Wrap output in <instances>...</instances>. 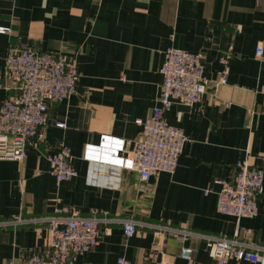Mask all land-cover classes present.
<instances>
[{"label": "crops", "instance_id": "crops-1", "mask_svg": "<svg viewBox=\"0 0 264 264\" xmlns=\"http://www.w3.org/2000/svg\"><path fill=\"white\" fill-rule=\"evenodd\" d=\"M0 28L9 30L0 34V79L8 48L22 44L66 57L78 75L25 158L0 160V223L70 212L115 220L100 225L98 244L73 264H115L119 257L130 264H215L202 239L181 242L155 235L150 225L228 239L237 233L236 240L264 247V0H0ZM170 47L200 55L209 84L197 104H173L162 115L185 139L173 174L141 183L122 171L118 190L88 186L85 147L112 139L124 143L119 156L128 154L140 139L136 122L156 104ZM224 67L226 82L215 86ZM6 96L0 91V105ZM60 146L76 176L56 184L46 156ZM245 160L261 170L263 195L256 217L236 221L217 213L215 182L232 181ZM120 220L142 226L127 238ZM49 245L45 222L0 227V264L47 256ZM182 246L191 250L187 260L179 257Z\"/></svg>", "mask_w": 264, "mask_h": 264}, {"label": "built area", "instance_id": "built-area-1", "mask_svg": "<svg viewBox=\"0 0 264 264\" xmlns=\"http://www.w3.org/2000/svg\"><path fill=\"white\" fill-rule=\"evenodd\" d=\"M8 32V29L0 28V34ZM261 54V48L257 47L255 55L259 57ZM203 70L200 55L175 47L167 48L159 69L161 84L156 104L149 117L136 122L141 129L140 139L133 143L125 157L118 155L124 147L122 141L108 139L97 147L86 146L82 156L87 163L86 184L118 190L122 171L135 172L141 183L156 173L173 174L185 139L181 130L168 125L162 115L173 104L190 107L200 101L209 86ZM227 73L224 67L214 85L224 84ZM77 79L75 63L64 56L39 52L26 44L8 48L0 79V91L7 94L0 105V160L21 162L25 158L31 143L41 139L40 132L47 124L49 110L76 89ZM55 126L62 128L63 124ZM106 142L108 153L104 147ZM70 159L64 146L46 156L49 173L56 184L76 176ZM215 184L218 186L217 213L236 221L256 217L257 205L263 195L260 169L245 160L237 163L232 181H216ZM39 221L45 222L49 228V255L31 253L20 264H73L76 256L89 252L98 244L100 225L115 220L94 215L83 217L70 212L36 220L17 218L0 223V227ZM119 223L127 238L135 234L137 226H142L133 220H120ZM149 227L155 235L171 234L181 242L187 238L202 239L215 264H228L229 260L264 264V247L236 240L237 233L235 239H228L167 226ZM190 254L188 247L180 248L179 257L182 259H189ZM115 264L130 263L119 257Z\"/></svg>", "mask_w": 264, "mask_h": 264}, {"label": "bare ground", "instance_id": "bare-ground-1", "mask_svg": "<svg viewBox=\"0 0 264 264\" xmlns=\"http://www.w3.org/2000/svg\"><path fill=\"white\" fill-rule=\"evenodd\" d=\"M106 144H108V142H106L105 145H106ZM105 145H104V147H105ZM105 148H106V151H107V153H108V151H109V150H108V147H105ZM111 158H112V157H111ZM112 160H113V158H112Z\"/></svg>", "mask_w": 264, "mask_h": 264}]
</instances>
